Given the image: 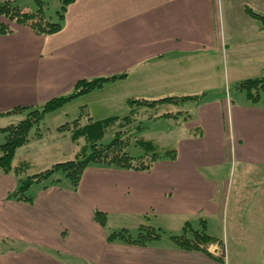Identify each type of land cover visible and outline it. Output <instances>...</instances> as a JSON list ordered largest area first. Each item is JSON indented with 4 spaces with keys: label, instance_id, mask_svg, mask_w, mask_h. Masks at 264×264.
I'll list each match as a JSON object with an SVG mask.
<instances>
[{
    "label": "crops",
    "instance_id": "obj_1",
    "mask_svg": "<svg viewBox=\"0 0 264 264\" xmlns=\"http://www.w3.org/2000/svg\"><path fill=\"white\" fill-rule=\"evenodd\" d=\"M218 1L75 0L55 33L37 34L29 26L14 25L13 32L0 33V112L68 94L81 79L124 72L126 77L102 88L124 87L120 80L126 82V90L136 94L126 96L125 107L132 97L176 95L171 88H158L172 84L168 80L181 73L189 57L205 56L207 67L213 54H236L240 49L234 12L240 9L246 18L244 3L250 0H242L241 6L230 0L223 6L216 36ZM253 1L263 4L258 10L264 12V0ZM18 4L29 5L21 0ZM30 5L36 9L38 4ZM259 22L251 21L256 36L241 47L243 51L264 53V23ZM193 64L188 63V69ZM192 75L195 82L201 79L196 72ZM186 81L191 83L186 79L182 86ZM128 82L134 89L127 88ZM154 90L162 95L138 96ZM245 97L200 99L196 115L183 117L184 123L179 115L163 117L176 118L178 128L170 129L178 130L174 143L159 146L176 150L174 159L162 157L149 170L90 164L76 188L68 179L40 183L32 199H19L14 192L21 178L44 168L34 169L30 160L32 141L19 147L13 164H27L26 173L0 170V264H226L225 242L214 232L220 223L224 238L230 236L239 250L246 246L264 254V107ZM87 104L81 106L94 121L125 115L96 117ZM25 115H1L0 128ZM57 131V138L68 132ZM50 133L46 130L33 141ZM70 139L77 144L75 158L79 143L71 134ZM97 210L107 214L106 225L95 218ZM187 224L191 229L205 225L207 234L217 239L207 245L209 254L183 249L172 240ZM142 225L164 229V234L144 245L108 239L113 230L127 228L136 234Z\"/></svg>",
    "mask_w": 264,
    "mask_h": 264
},
{
    "label": "trees",
    "instance_id": "obj_2",
    "mask_svg": "<svg viewBox=\"0 0 264 264\" xmlns=\"http://www.w3.org/2000/svg\"><path fill=\"white\" fill-rule=\"evenodd\" d=\"M74 1L59 0L58 15L56 18H52L47 13V9L45 8L47 2L44 0H36L38 5L33 10H26L18 4V0H0V33L13 32L15 27L11 23L29 26L37 34L55 33L62 29L65 13L68 6ZM2 18H5L7 21L2 20ZM126 76L127 73L124 72L106 77L81 79L68 94L53 97L40 105L19 106L0 112V116L26 112L25 118L19 122L0 128L1 131L6 133L5 141L0 144V170L5 172L15 171L18 174L26 173L27 164L14 167V157L19 147L29 143L32 139L44 136L46 132L43 133L41 129L46 113L57 109L77 96L102 88L109 81L122 79ZM235 89L243 91L250 102L254 104L260 103L264 107V75L241 80L235 84ZM199 97L198 95H180L167 96L156 100L132 97L128 99L130 111L126 115L112 116L98 121H94L88 109L82 107L78 118L60 125L58 130L66 131L71 129L74 141L78 142L79 138L84 137L89 143L78 151L74 159L57 162L52 167L21 178L20 186L14 192V196L19 199H32L33 196L27 194L26 191L35 183H42L44 180H50L48 184L61 180L60 177L55 175L60 171L63 172L64 177L70 181L72 186L76 188L81 181L84 170L90 164H100L106 167L121 169L149 170L162 157L174 159L176 157V150L161 149L152 140L145 139L142 136V133L150 128L149 123H146L144 128L138 125L137 128H134V131H130L127 128L121 131L122 126L129 125L132 122L133 114L135 113L133 111L136 106L154 107L159 104L158 102H162L160 104H180L181 101L186 99H197L199 101ZM181 112V110L174 111L172 114L178 115ZM170 114L171 111H167L156 116V118L166 117ZM84 115L87 116L86 122H82L81 120ZM118 126L120 127L114 133L111 140L106 141V135L113 132ZM33 130L34 132L32 133ZM132 136H136V145L143 149V153L135 154L130 151L129 146ZM95 218L102 225H106L107 214L105 212L95 211ZM162 234L163 231L161 229L142 225L136 234L131 233L127 228L113 230L109 232L108 239L124 240L144 245L151 240L160 238ZM171 238L183 249L199 250L208 254L207 245L217 240L215 237L207 234L205 225L200 229H191L188 224L184 227L183 234L172 235Z\"/></svg>",
    "mask_w": 264,
    "mask_h": 264
},
{
    "label": "rangeland",
    "instance_id": "obj_3",
    "mask_svg": "<svg viewBox=\"0 0 264 264\" xmlns=\"http://www.w3.org/2000/svg\"><path fill=\"white\" fill-rule=\"evenodd\" d=\"M23 4L27 5L26 10H31L32 5H30L32 2L37 3L36 0H21ZM47 2L45 8L47 9V13L52 18L57 17V9L60 7L59 0H44ZM234 4H240L242 3V0H233ZM228 3H232L230 0H220L218 1L219 5V18H218V30L217 27H214V33H216V36L218 35L219 31H221V15L223 6L228 5ZM245 4V14L246 18L243 13L240 12V9L236 11L235 9L234 15L236 16L235 24L234 26L237 29V41L238 45L240 46L239 51L237 50L236 54H232L229 52V54L217 52L216 54H213L210 58L207 55V59H210V65L205 66V56L203 58L197 56V59H193V57H189L187 60L189 64H193L192 67L188 69V63L184 66V69H181V73L176 74V76L172 77L170 80L169 85H164L163 87H159L158 89H166L171 88L172 92L171 94H176L173 96H180V95H198L199 98L202 100L203 98L212 100L217 97H229L232 96L233 98L236 97L238 94L242 97H245V93L241 90L235 89V84L241 80L251 78V77H260L264 75V53H258L254 51L245 50L243 51V48L245 44L251 43L254 40V32L252 33L251 29V21L261 20V24L264 23V12L258 10V6L263 5L260 3V5H255V2L253 0H250V3ZM243 5V4H242ZM37 7V6H36ZM262 8V7H261ZM33 10V9H32ZM2 20L7 21L5 18H2ZM13 26L17 25L15 23H11ZM250 25V26H249ZM222 33L224 35V28L222 29ZM249 37V38H248ZM248 41V42H247ZM247 42V43H246ZM233 47V45H231ZM248 46V45H247ZM231 47V48H232ZM209 63V62H207ZM198 67L196 68V66ZM210 68V69H209ZM186 69V70H185ZM188 69V70H187ZM197 73L198 78H201L197 80V82L194 81V76L192 74ZM191 81L190 84H185L182 86V84L185 82V80ZM124 87L121 85H113L108 84L104 88L94 91L92 93H89L87 95L83 94L80 96H77L73 98L70 101H67L62 106L58 107L55 110L49 111L46 113L44 122L42 124V132H46V130L49 133V130L51 131V135L44 138L43 140H35L32 139L30 147H31V155H32V163L36 166H34V169L40 170V168L49 167L52 165V162H56L54 160H58V158H62V156L65 158L64 160H67V158H74V155H72L73 149L76 148L77 144H74L70 139V134L72 136V130L68 129V132L61 133V136L57 138L59 135V132L57 131V126H60L61 124L65 123L66 120H73L74 118H77L82 110L83 104L89 105V109L91 110V114H93L96 117H100L104 114H110V112H116L117 115H123L130 111L129 106L125 107V103H127V95L130 94H136V92H129L126 90V82L123 80H120ZM135 83V81H134ZM138 82L135 83V88H138ZM171 85V86H170ZM134 85H132L131 82H128L127 88H133ZM176 90V91H175ZM163 91H157L154 90L151 93H144L140 94L138 93V96H146L149 97L148 94L152 95H162ZM129 96V95H128ZM246 98V97H245ZM106 103H112L113 106L108 109L104 108L103 106L106 105ZM161 103V102H160ZM196 103H198L197 99H186L184 101H181L180 104H158L154 107H145V106H136L133 114L132 122L129 125L122 126V130L124 128H127L128 130L134 131V128H137L138 125H141L142 128L145 127L146 123L150 124V128L142 133V136L145 137V139L152 140L155 144L158 146H167L172 145L174 143V133L178 130H170L172 128V125L177 126L176 118L175 119H169V118H163V117H153L157 116L158 113H164L167 111H171V114L169 116H178L181 123L183 121V117L187 116L188 114H194L196 115ZM181 110V113H178V115H173L172 112ZM158 112V113H157ZM187 118V117H186ZM82 122H86L87 116L84 115L82 117ZM4 120H0V123H2ZM49 127V128H48ZM120 126H118L113 132H110L106 135L105 140L109 141L113 137L114 133L118 130ZM178 128V127H177ZM175 128V129H177ZM126 130V129H124ZM40 131V130H39ZM34 130L32 131V133ZM38 132V131H37ZM70 132V133H69ZM36 133V132H35ZM132 133V132H131ZM5 135L6 133L2 132L0 130V143H3L5 141ZM135 135V134H134ZM130 146L129 149L131 152L135 154H141L143 153V149L136 145V136H132L130 140ZM169 142V143H166ZM78 148L77 152L84 146L89 143L88 140H86L84 137L78 139ZM138 146V148L136 147ZM28 147V146H27ZM137 149V150H136ZM30 151V150H29ZM138 151V153H136ZM22 150L19 151V154H21ZM67 153V154H66ZM66 154V155H65ZM70 156V157H66ZM51 164V165H50ZM33 166V165H32ZM52 167V166H51ZM43 169V170H44ZM56 176L60 177L62 181L67 180V178L64 177L63 172H57L55 174ZM50 180H44L42 183H49ZM41 183V184H42ZM40 183H35L32 185L27 191V194H34L37 187ZM218 228L221 229L220 232H218ZM215 229L217 231V235H219L222 240L225 242V254H226V264H264V254L259 253L258 251H253L251 247L247 248L244 246L242 249H238L239 245L233 244L232 239L229 236L228 238H224L222 235L223 231V225L220 223L219 225L215 224ZM117 230V229H116ZM164 231V229H162ZM164 234V233H163ZM216 234V233H215ZM226 239V240H225ZM248 250H247V249Z\"/></svg>",
    "mask_w": 264,
    "mask_h": 264
}]
</instances>
